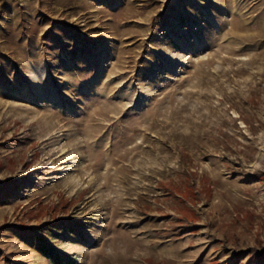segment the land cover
Here are the masks:
<instances>
[{
	"label": "rangeland",
	"instance_id": "obj_1",
	"mask_svg": "<svg viewBox=\"0 0 264 264\" xmlns=\"http://www.w3.org/2000/svg\"><path fill=\"white\" fill-rule=\"evenodd\" d=\"M0 264H264V0H0Z\"/></svg>",
	"mask_w": 264,
	"mask_h": 264
}]
</instances>
